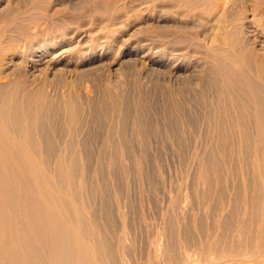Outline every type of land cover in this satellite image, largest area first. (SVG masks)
I'll use <instances>...</instances> for the list:
<instances>
[{
	"label": "rangeland",
	"instance_id": "obj_1",
	"mask_svg": "<svg viewBox=\"0 0 264 264\" xmlns=\"http://www.w3.org/2000/svg\"><path fill=\"white\" fill-rule=\"evenodd\" d=\"M0 41L13 61L2 77L27 72L35 47L44 53V70L30 90L47 101L48 125L61 127L70 103L80 107L77 137L92 148L82 158L77 201L86 226L80 242L88 241L81 245L88 250L85 264L224 262L217 258L242 238L241 225L226 223L250 216L251 195L238 192L242 173L232 174L244 158L238 151L234 166L222 167L225 195L202 174L213 148L224 157L217 145L215 60L246 51L263 59L264 0H0ZM113 97L128 115L123 140L122 114L113 121L101 115ZM138 103L150 123L144 136L135 122ZM56 132L61 150L70 136ZM108 136L118 144L115 152L105 144Z\"/></svg>",
	"mask_w": 264,
	"mask_h": 264
},
{
	"label": "bare ground",
	"instance_id": "obj_2",
	"mask_svg": "<svg viewBox=\"0 0 264 264\" xmlns=\"http://www.w3.org/2000/svg\"><path fill=\"white\" fill-rule=\"evenodd\" d=\"M3 44L4 41H0V264H85L86 260L82 259L88 257L85 252L88 250L83 249L87 248L85 245L81 247L86 241L81 243L80 240L84 239L86 226L77 201L83 176L82 158H89L92 148L90 140L81 141L77 137L80 107L75 102L68 103L65 120L59 122L61 127L48 125L46 121L48 117L51 118V114L45 115L46 112L43 111L48 106L47 101L37 94V90H30L32 80L37 78V70H44L40 67L46 62H43L44 53L37 55L35 47L25 60L28 62L27 72L20 71L13 73L14 76L2 77L4 69L13 62L6 58L8 48ZM258 58L254 53L246 51L232 55L231 60H215L221 78H218L219 81H212L218 102L215 112L217 126H214L219 128L216 144L224 157H218L213 148L208 159L203 161L205 167L202 168V174L207 177L211 187L216 183L215 185H220L221 192H224L221 185L222 167L227 166L228 169V166L235 164L232 152L238 151L244 158L239 161L237 170L233 168L236 172L232 170V174L235 176L238 172L242 173L244 183L238 186V192L245 189L251 195L247 205L250 216L244 221L240 220L241 223H235L234 218L226 223L227 226L241 225L242 238L234 240L237 242L233 244L232 241L230 252L223 258H217L225 259L222 264H264V57L261 60V57ZM19 69L17 62L14 70ZM113 98L104 103L101 115L111 121L114 114H122L123 126L119 135L123 140L128 115L124 110L125 106H121V101ZM147 115L144 105L139 104L135 122L142 136L150 129ZM59 128L70 136L64 137L67 139L61 150H58L57 138H53V133L56 132L54 129ZM58 130L57 134L62 132ZM105 142L112 152L118 148V144L110 136ZM51 160H55V164L52 163L54 166L49 164ZM223 195H220L222 200ZM68 207L74 212L76 225L69 221L70 218L64 211Z\"/></svg>",
	"mask_w": 264,
	"mask_h": 264
}]
</instances>
